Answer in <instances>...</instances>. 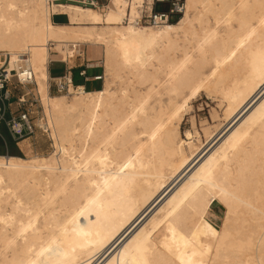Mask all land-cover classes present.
I'll return each instance as SVG.
<instances>
[{"label": "bare ground", "instance_id": "bare-ground-1", "mask_svg": "<svg viewBox=\"0 0 264 264\" xmlns=\"http://www.w3.org/2000/svg\"><path fill=\"white\" fill-rule=\"evenodd\" d=\"M152 7L0 0V55L32 67L55 150L0 155V264H264V0H185L177 22L143 26ZM83 45L104 50V89L52 97L51 51ZM202 91L226 125L200 159L181 126Z\"/></svg>", "mask_w": 264, "mask_h": 264}, {"label": "rangeland", "instance_id": "rangeland-1", "mask_svg": "<svg viewBox=\"0 0 264 264\" xmlns=\"http://www.w3.org/2000/svg\"><path fill=\"white\" fill-rule=\"evenodd\" d=\"M167 5H158V10H165L167 9ZM182 16V15H181ZM179 18H175L173 20V22H177ZM53 21L58 22V23H62L65 22V19L59 17V18H54ZM144 24L143 26H150L151 24H147V23H142ZM82 51H85L86 54L87 53H93L94 55H97L100 59L101 65L103 66L104 69V50L102 47H96V48H92L89 45H83L82 46ZM98 52V53H97ZM53 56L54 54H58L57 51H51ZM78 55V53H76V56ZM62 58V57H60ZM0 59L3 60V56L2 53L0 55ZM72 61H74V58L71 59ZM76 84H81V83H85L83 79H81L79 77V75L77 74V80L75 81ZM104 84V80H102V85ZM50 95L52 97L54 96H66L68 97V100H71L73 98V95H68L67 93H58L55 88H54V84L51 82L50 80ZM99 85V83L97 82H93V83H89L88 84V89H95L97 88ZM37 86L36 84H32V85H28L26 87H23L21 89L20 92L17 93H28L30 92V101H29V105L32 104V109L34 110V123L36 126V131L34 134L25 137V139H28V142L31 144V148L30 149H24L23 147V157H28L29 154L31 155L30 157H42V156H51L54 153V148L52 145V140L49 138V133L50 132H45L44 127L46 126V116L44 113V106L42 101L40 100V95L38 94L37 90H36ZM202 95H199L197 98L195 99H191L190 103H189V107L191 108L188 112V115L186 117V120L184 121V123L181 126V132H182V137L183 140H186V136L185 133L186 131H191V132H195L198 131L199 132V136L200 138L204 141L203 142V146L200 148L199 153L201 152L200 159L206 154L208 153L212 147H214L219 140L221 138L222 135L219 136V133L224 129L226 123L222 120V108L220 107V103L218 102V100L213 99L212 97L208 96L207 93H205V91L201 92ZM164 102H168L166 97H164ZM11 109L18 113L19 107L17 106V104H12ZM214 114H216L218 116V121L214 122ZM209 123V124H207ZM214 124H218L219 125V131L217 133L213 134V137L217 139L213 140L214 138L209 139V141H207L205 139L204 133L203 131L205 129H207L210 125H214ZM3 130V129H2ZM194 130V131H193ZM197 137H195V139H193L195 142H197ZM214 142H213V141ZM212 141V142H211ZM2 144H0V148ZM204 150V151H203ZM208 150V151H207ZM21 156V157H22ZM198 159V160H200ZM197 160V161H198ZM197 161L195 162V164L197 163ZM189 171V170H188ZM187 171V173H188ZM187 173L183 174L181 177L183 178ZM180 177V179H178L177 181L180 182V180L182 179ZM176 181V184L178 183ZM176 184H174L172 187H174ZM171 187V188H172ZM170 191V190H169ZM160 202V201H158ZM158 203H156L154 205V207L157 205ZM153 207V208H154ZM152 209V208H151ZM150 209V210H151ZM225 208L224 206H222L219 202H215L213 207H212V212L209 215V220L218 228L221 227L222 223H223V218L225 215ZM150 212V211H149ZM147 212V213H149ZM147 214H145L146 216ZM144 218L142 217V219L137 223V225L143 220ZM135 225V227L137 226ZM108 255V254H107ZM106 257V256H105ZM102 261V260H101ZM101 261L99 263H101ZM97 263V264H99Z\"/></svg>", "mask_w": 264, "mask_h": 264}, {"label": "built area", "instance_id": "built-area-1", "mask_svg": "<svg viewBox=\"0 0 264 264\" xmlns=\"http://www.w3.org/2000/svg\"><path fill=\"white\" fill-rule=\"evenodd\" d=\"M58 1V0H54ZM112 0H108L105 5L99 4L97 0H75V3L82 6H89L95 9L105 10ZM160 4H168L167 11H158L156 7ZM185 9V0H153L152 10H144L139 23H150L156 26L173 22L175 18H180ZM82 54L76 57H81ZM3 64L0 66V100L4 104V109H10L12 104L19 107L18 113L11 112V118L5 120L11 135L18 139H23L35 133L34 110L32 104L29 105L31 93H20L16 100H13L14 91L20 92L23 87L34 84V71L27 62L15 70L9 69L10 57H3ZM82 77H87L86 72L80 73ZM96 81H102L103 76L94 77ZM73 85L71 78H63L55 81V88L58 93H68ZM4 120L3 115L1 116Z\"/></svg>", "mask_w": 264, "mask_h": 264}, {"label": "crops", "instance_id": "crops-1", "mask_svg": "<svg viewBox=\"0 0 264 264\" xmlns=\"http://www.w3.org/2000/svg\"><path fill=\"white\" fill-rule=\"evenodd\" d=\"M54 1V0H52ZM99 4L105 5L108 0H97ZM56 3H63V4H77L75 3V0H58L54 1ZM162 5H167V9L165 10H158V6L156 7V10L158 11H167L169 9L168 4H162ZM63 18L65 19V22L62 23H57V24H66L68 19L64 15H56L53 16L54 18ZM76 53L82 54L83 56L81 57H76ZM75 53L74 61H72L70 58L69 60H64L63 57L59 54H54L51 56L49 65H48V72L49 76L51 79V82L54 84L55 88V81H59L60 79L63 78H71L73 80L74 86H79L83 87L86 91L90 92H98L104 89L105 87V82L102 85V81H96L94 80V77L96 76H103L105 75V68L103 69V66L101 65L100 59L97 55H94L93 53H87L85 51H82L81 49H78L77 52ZM62 57V58H60ZM82 71L86 72L87 77H82L80 73ZM77 74L81 79L84 80L85 83H79L76 84L75 81L77 80ZM105 81V80H104ZM97 82L99 83L98 87L95 89H88V84ZM56 90V88H55ZM20 93H17V91H14V97L13 100H16V97H18ZM11 112H14L11 108L9 109H4V104L0 100V144H2V148H0V155H10V156H22L23 154V148L22 147V140H26L25 138L23 139H18L15 138L11 135L8 126L5 122V120H9L11 118ZM3 115L4 120H2L1 116ZM3 129V130H2ZM19 143V144H18ZM23 157V156H22Z\"/></svg>", "mask_w": 264, "mask_h": 264}, {"label": "snow or ice", "instance_id": "snow-or-ice-1", "mask_svg": "<svg viewBox=\"0 0 264 264\" xmlns=\"http://www.w3.org/2000/svg\"><path fill=\"white\" fill-rule=\"evenodd\" d=\"M261 83L264 84V79L261 80ZM106 183V182H105ZM226 194V193H225Z\"/></svg>", "mask_w": 264, "mask_h": 264}]
</instances>
